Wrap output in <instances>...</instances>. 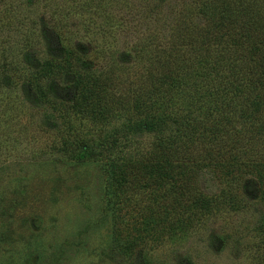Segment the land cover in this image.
I'll use <instances>...</instances> for the list:
<instances>
[{"label": "rangeland", "instance_id": "obj_1", "mask_svg": "<svg viewBox=\"0 0 264 264\" xmlns=\"http://www.w3.org/2000/svg\"><path fill=\"white\" fill-rule=\"evenodd\" d=\"M194 1L164 0L160 18L132 0L105 36L86 0H0V264H264V97L221 53L176 86L149 58L184 9L203 26ZM55 29L74 55L47 47ZM27 51L49 63L31 72ZM140 84L146 103L121 98ZM151 112L171 119L126 129ZM150 156L170 159L160 183L137 166Z\"/></svg>", "mask_w": 264, "mask_h": 264}, {"label": "trees", "instance_id": "obj_2", "mask_svg": "<svg viewBox=\"0 0 264 264\" xmlns=\"http://www.w3.org/2000/svg\"><path fill=\"white\" fill-rule=\"evenodd\" d=\"M27 1L28 5H33L35 3V0ZM108 2H111L110 9L103 6L105 4L104 0H92V5L88 0L81 3L83 10L91 11L87 8V6H90V8L93 9V14L98 15L95 20L97 22L93 23V28L100 29L104 32L105 36L112 35L109 31L106 33V27L113 20L111 13H116L114 10H117L120 12V16H122L121 11L125 10L132 0H108ZM163 2L164 0H144L145 5L143 6L142 12L146 15L155 13V17L161 18L162 16L159 10ZM194 3L197 5V11L199 10L200 16L205 19L203 26L198 25L197 27L193 24L182 25L186 20V18H184V9V12L175 18L177 19L175 23L177 27L173 35L176 39H173L169 47L163 50L165 54L164 57H159V50L149 53V58L153 62H160L165 67L167 66L169 68L162 72L161 82L156 83L162 84L164 79H168V82H173L176 86L177 79H181V77L184 76L186 80V77H190L192 73L197 75V73L201 71L198 70L201 69L199 68L201 62H204L209 56L212 57L213 54L217 56L221 53L225 56V60L231 67H236L237 70L240 71V73L237 74V78H239L241 82L252 84L256 89L257 95L259 94V96L264 97V0H196ZM135 9L139 11V8L136 7ZM99 17L102 18L101 21L98 20ZM180 17H182L181 24L179 20ZM112 27L114 28L115 26ZM103 32H101L102 35ZM114 33L113 31V34ZM90 34H92V32ZM43 38H45L46 45L51 52L54 50V46L50 41H53V43L57 45L55 49H58L59 45L61 53H67L70 56L74 55L75 51L72 47L62 45L63 32L57 31L56 29L52 32L50 30L45 31L43 33ZM95 43L97 47L100 46L96 41ZM26 45L30 47L31 41L27 40ZM141 47L142 45L140 42L131 47L135 49L133 57L142 56L138 53ZM30 51L24 52L25 56L21 61H27L28 64L32 62L33 66H28V68L33 69L31 72H34L37 66L41 67L49 63L46 60L40 61L36 53L40 51L39 48H36V52ZM32 51L35 50L32 48ZM55 55L56 54H51L48 57L54 58ZM122 55L128 57L130 54L122 53ZM81 61V67L84 65L86 66L85 60L81 59ZM60 63L67 66L70 65L67 56H65L64 62H57L56 64L58 65ZM1 65L3 66L2 70L5 71L7 67L4 59L1 60L0 66ZM45 70L46 69H44V71ZM202 73L204 72H201L200 75H202L203 78L204 74ZM138 76L143 77V74H139ZM107 79L109 81H107V83H112L111 81L115 79V76L110 75ZM184 83L186 85L188 84L187 81ZM195 85L200 86L197 83ZM192 87H194V84H192ZM40 88L41 87L38 86L34 94L32 93V96H34L37 102H41L45 96L49 94L48 89L44 91L42 89L40 90ZM144 88L147 89V86L140 84L137 85V87L130 88L127 92L120 91L121 98L126 97L129 101H136L140 104L146 103V101L149 100V98L146 97L149 90L146 91ZM93 102L96 103L95 101ZM161 113L163 112L148 113L145 118L139 120V122L128 124L126 129H134L135 131L160 130V127L168 119H171V114L166 115ZM85 150L91 151L92 148H90L88 144H84L79 151L86 152ZM77 151L78 149L72 150V152ZM211 155L212 154H209V156ZM187 157L190 158V162L194 163L193 161L195 159L193 156L188 155ZM150 159L151 156L143 164L137 163V166L139 170L141 169L143 171V177L147 179L150 174L149 178H152L154 183H160L162 181L163 171L165 170V166L163 165L168 164L170 159L163 157L160 159L161 161H159L156 158L154 163L150 161ZM159 163H162V165ZM154 167H157L156 172L154 171ZM185 177H190L192 179V175L189 174V172L185 174ZM185 191H188L186 183L182 185V192Z\"/></svg>", "mask_w": 264, "mask_h": 264}]
</instances>
